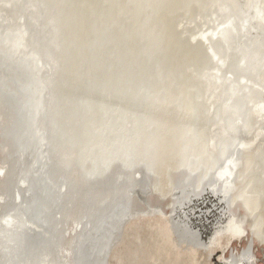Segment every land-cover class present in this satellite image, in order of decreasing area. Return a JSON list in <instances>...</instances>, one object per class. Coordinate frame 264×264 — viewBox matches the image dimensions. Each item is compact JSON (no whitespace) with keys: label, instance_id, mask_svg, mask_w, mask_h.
Wrapping results in <instances>:
<instances>
[{"label":"bare ground","instance_id":"6f19581e","mask_svg":"<svg viewBox=\"0 0 264 264\" xmlns=\"http://www.w3.org/2000/svg\"><path fill=\"white\" fill-rule=\"evenodd\" d=\"M136 1L127 8L134 20L130 37L139 31L142 8ZM219 1L233 11L192 0L205 11L204 25H217L198 33L203 52L191 53L197 60L191 55L166 62L165 72L158 62L150 76L158 82L152 100L131 132L117 108L112 127L111 117L104 120L105 107L103 126L95 124L86 101L78 103L90 116L79 121V106L64 103L74 94L73 88L61 92V73L73 63L66 64L64 55L72 59L80 51L60 42L63 17L56 3L0 0V97L11 102L5 113L19 121L10 130L0 127L11 147L0 157V167L9 166L6 175L0 170V264H264V14L257 13L256 0ZM190 11L184 15L191 23L201 19ZM87 65L122 69L110 59ZM175 66L187 70L175 74ZM56 98L65 111L61 117L53 115ZM206 98L219 102L209 106ZM54 138L78 153L74 165H61V173ZM76 168L81 184L71 179ZM110 179V191L97 205L88 201L80 213H71L77 190ZM244 243L262 248L257 255L253 249L241 252Z\"/></svg>","mask_w":264,"mask_h":264},{"label":"rangeland","instance_id":"374dc122","mask_svg":"<svg viewBox=\"0 0 264 264\" xmlns=\"http://www.w3.org/2000/svg\"><path fill=\"white\" fill-rule=\"evenodd\" d=\"M131 1L133 0H53V2L56 3L55 8L63 17V26L60 27V42H62V44L67 43L76 46L75 52L80 51V53H74L75 55L72 56V59L64 55V60H67L66 64L71 65L73 61L70 67L67 66L72 70H65L73 77L70 75H68L70 76L68 77L66 72L61 73V92H65L69 88H73L74 92L73 97L64 101V103L67 104L69 101H72V105L79 106L80 104L78 102L86 101L94 112L93 119L95 124L98 125L100 122L101 125L104 126V123L111 117L110 124L112 127L114 125L116 126V115H113V110L117 108L118 114L127 119L128 122L126 127L132 132L133 121L141 115L142 108L150 103L152 100L149 97L150 90L158 84L155 80L150 79V76L153 77L157 73L158 62L162 61V63H164L165 66L161 65V67H165L163 69L165 72L169 69V66H167L168 63L166 64V62H176L179 61V58L183 61H187V58L191 56V53H194V51H201L202 53L203 46L199 41L201 35L198 33L200 31H206L212 25H217V23L213 24L215 23L213 22L212 24L204 25L202 14L204 15L205 11L199 12L196 5L194 3L191 4L192 0H156V2L155 0H139V2L136 1L139 7L142 8L139 19V31L137 36L130 37L129 33L133 30L132 26L134 20H132V18L128 19L130 17V11H127V8L131 5ZM200 1H205L206 4L209 3V6H214L217 10H220L222 6H226L223 4L224 2L222 3L219 0H215L213 4L211 2L214 0ZM256 1L260 2L257 13L259 14V12H262L264 14V0ZM240 3L244 5L245 0H240ZM190 4L191 6H189ZM227 8L229 13L233 11L229 7ZM121 9H123V12L122 14L120 13V17L118 15L119 19H117L116 16ZM215 9H211L209 12H214ZM187 11L188 13L190 11V15L196 18L199 16L198 14L201 13V19H197L194 23H191L190 17L187 16V14L184 15ZM262 18L264 19L263 16ZM192 34L193 36L191 37ZM159 40L162 42L161 46L157 44ZM193 41H196V43ZM241 42L243 43V41ZM118 44L124 46L123 50L116 46ZM193 46L195 47L193 48ZM196 48L197 50H195ZM176 49L179 52V54H176L178 57L175 56ZM197 57L198 56L194 55L191 56L194 60H197ZM109 59L112 60L113 64L120 63L119 68L122 69H118V67L114 70L111 68L105 69L103 65L92 70L86 68V66H88L87 61L89 60L100 61L102 63L109 61ZM75 61L82 62L73 66ZM130 63H132V66H129ZM187 63L189 64V62H183L184 66ZM197 67L198 66H195L194 68ZM62 68L65 67L62 66ZM186 70V67L175 66L174 73L178 74ZM106 76L114 77L113 81L109 83L100 81V79L104 80ZM185 77L186 75H182L181 78ZM94 79L96 81H92ZM187 83V85L193 84L189 81ZM201 85L204 84L201 83ZM212 89H214V87ZM217 102L219 101H216V99L211 102H209L207 98L204 100V104L209 106H215ZM53 105L54 116L57 115L61 117V115H65V111L62 112L59 109L60 100L58 98L53 100ZM10 106V100H7L3 96L0 97V127L3 128V130H10L13 124L19 122L18 117L8 112L5 113V108ZM85 107L86 105L83 106V108L82 106H79L80 109L77 108L76 114L78 116V121L82 116H90V113L89 115L87 114L89 111L87 112V108L85 109ZM100 107H105L107 109L108 116L104 118L105 122L100 119L103 113L102 111H105L101 110ZM97 111L100 112L98 113ZM202 112L204 111L202 110ZM68 117L70 116H67L66 119ZM1 128L0 141L4 143V146L0 147V157L11 150L10 140L3 136V130H1ZM93 128V126L90 128L92 133ZM213 134L216 135V131H213ZM218 135H222L219 134V130ZM54 142L58 147H55L56 150L53 155L54 160H56L54 162L57 165L56 172L61 173L62 166L75 164L78 153L70 151L69 146H67L68 148H66V146L62 147L57 138H54ZM113 171H115V169ZM72 175V180H75L76 183H82L81 173L77 168L73 170ZM183 177L182 174L177 175V185H180ZM107 182L108 181H106V184L102 182L101 184L97 183L94 186L88 187V189L82 187L81 191L77 190L75 196H77L78 203L76 204L77 206H75L76 208L72 209L71 213L73 212V215L80 213L86 206L85 202L88 201L97 205L103 196L110 191L109 189L112 184L111 179L108 184ZM91 190L95 193L88 196L87 191L90 192ZM157 198L158 197L152 198L153 203H160ZM165 211L167 212L168 210ZM261 248V246L254 244L251 246V244L248 245L244 243L241 252L246 251V249H253L252 252L254 255H257ZM258 255L260 256L261 254L259 253ZM226 257L227 259H231L233 256H231L229 252ZM234 259L236 260V256Z\"/></svg>","mask_w":264,"mask_h":264},{"label":"flooded vegetation","instance_id":"af4514ba","mask_svg":"<svg viewBox=\"0 0 264 264\" xmlns=\"http://www.w3.org/2000/svg\"><path fill=\"white\" fill-rule=\"evenodd\" d=\"M8 100V99H7ZM3 166V165H2ZM8 165H6L5 166V169H2L1 167H0V170H3V172L1 173L2 175H3V173H4V175H6V173L8 172ZM11 177V176H10ZM45 177V176H44ZM29 179V178H28ZM3 181H2V183H1V185L3 186V188H8L9 187V183H8V181H6V179H2ZM22 183H23V185H26V180H24V181H22ZM138 189V188H137ZM136 190V189H135ZM130 191H131V189L128 191V194H130ZM133 191V190H132ZM15 197L17 196V193H16V191H15ZM134 197L136 198V200L138 201V202H140L141 200H139L140 199V197H138L137 195H134ZM138 197V198H137ZM47 201H48V198L46 197L45 198V202L47 203ZM95 217H97V216H95ZM76 219H78V218H76ZM76 231H79L78 229H76ZM61 240L63 241V242H65L66 240H67V237H63V238H61ZM245 258H249V259H252L253 257L250 255V254H247L246 255V257ZM244 258V259H245ZM255 258V257H254ZM237 263H239V261H237Z\"/></svg>","mask_w":264,"mask_h":264}]
</instances>
